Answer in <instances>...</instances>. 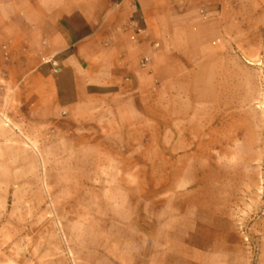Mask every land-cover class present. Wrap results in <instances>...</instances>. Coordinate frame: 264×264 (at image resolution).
I'll return each mask as SVG.
<instances>
[{
	"label": "rangeland",
	"instance_id": "374dc122",
	"mask_svg": "<svg viewBox=\"0 0 264 264\" xmlns=\"http://www.w3.org/2000/svg\"><path fill=\"white\" fill-rule=\"evenodd\" d=\"M227 50L124 122H41L0 94V264H264V34Z\"/></svg>",
	"mask_w": 264,
	"mask_h": 264
},
{
	"label": "crops",
	"instance_id": "0c3cea01",
	"mask_svg": "<svg viewBox=\"0 0 264 264\" xmlns=\"http://www.w3.org/2000/svg\"><path fill=\"white\" fill-rule=\"evenodd\" d=\"M262 28L258 1L0 0V94L41 122H124L112 117L141 109L152 91L202 70L219 75L227 44Z\"/></svg>",
	"mask_w": 264,
	"mask_h": 264
},
{
	"label": "built area",
	"instance_id": "2783aa9c",
	"mask_svg": "<svg viewBox=\"0 0 264 264\" xmlns=\"http://www.w3.org/2000/svg\"><path fill=\"white\" fill-rule=\"evenodd\" d=\"M203 13V11H202ZM155 46H157V44H154ZM44 62L50 63L52 66V71L54 74H57L60 71V67L58 64V61L55 58H47L44 60ZM149 62V58L148 57H144L142 58L140 65L141 67H145Z\"/></svg>",
	"mask_w": 264,
	"mask_h": 264
}]
</instances>
